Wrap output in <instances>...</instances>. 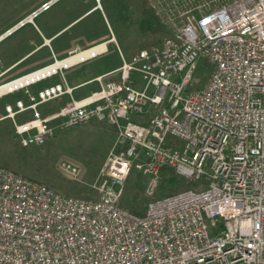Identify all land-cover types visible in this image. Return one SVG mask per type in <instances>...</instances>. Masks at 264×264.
I'll use <instances>...</instances> for the list:
<instances>
[{
	"label": "built area",
	"instance_id": "1",
	"mask_svg": "<svg viewBox=\"0 0 264 264\" xmlns=\"http://www.w3.org/2000/svg\"><path fill=\"white\" fill-rule=\"evenodd\" d=\"M149 2L171 34L129 57L120 50L122 62L109 72L117 77L97 75L91 94L51 113L40 109L72 93L64 70L108 52L113 35L64 57L53 52L51 62L0 82V97L25 94L1 116L12 119L23 145L45 142L54 120L68 127L105 120L116 133L94 197L0 164V264H264V0ZM200 57L213 64L210 78L186 92ZM133 166L147 174L149 195L163 167L194 185L132 212L120 200ZM58 167L73 178L81 171L67 158Z\"/></svg>",
	"mask_w": 264,
	"mask_h": 264
},
{
	"label": "rangeland",
	"instance_id": "2",
	"mask_svg": "<svg viewBox=\"0 0 264 264\" xmlns=\"http://www.w3.org/2000/svg\"><path fill=\"white\" fill-rule=\"evenodd\" d=\"M43 1L46 0H0V35L19 19L38 8ZM149 1L99 0L100 10L91 12L94 10L92 8L88 13L77 17L96 1L56 0L50 10L38 14L34 21L43 28L44 20L52 15L51 29L55 31L67 20L75 18L57 34L59 35L57 42L61 44L74 43L85 47L108 35L115 37L117 44L110 43L107 53L64 70L67 82L73 85L118 66L121 63L118 47L125 55H130L171 34V28L165 22L166 17L156 12ZM146 3L151 9L150 13L145 9ZM31 26L32 23H27L8 38L3 40L0 38V68L28 46L26 39L34 35ZM212 66V62L200 57L186 92L202 88L210 78ZM57 79L60 77L55 75L41 83ZM99 87V82L92 79L77 86L74 89V96L89 94ZM18 97H24L22 90L0 97V115L5 113V104L8 102L14 104ZM68 103L69 101L66 102L63 98H57L40 105V108L44 112L57 111ZM29 112L18 114L17 120L29 117ZM52 124L53 131L45 142L23 145L20 136L14 132L12 119L0 117V164L27 177L52 184L62 192L87 197L96 196L92 184L116 136L114 126L98 119L70 127L61 125L58 120H54ZM62 158L71 159L80 165L81 171L77 178H73L58 167ZM147 178V174L142 170L132 167L120 200L122 206L132 212L142 213L148 200L180 190L179 184L186 177L174 172L170 167H163L158 187L153 195L145 192Z\"/></svg>",
	"mask_w": 264,
	"mask_h": 264
},
{
	"label": "crops",
	"instance_id": "3",
	"mask_svg": "<svg viewBox=\"0 0 264 264\" xmlns=\"http://www.w3.org/2000/svg\"><path fill=\"white\" fill-rule=\"evenodd\" d=\"M95 1L96 2L91 7L85 9L84 11H82L77 17H79V16H81L83 14L88 13L92 8H94V10L91 11V12H94L96 10H100L101 9V5L100 6L98 5V0H95ZM50 8H48L47 10H44V11H48V10H50ZM44 11H42V12H44ZM35 17H34V19H35ZM52 18H53V16L50 15L48 19H45L44 20L43 28H40L38 26V24L35 23L34 20H33V22H27V23H32V26L33 27L31 26L30 29L32 30V33H34V35L32 37H29V38L26 39L28 46L25 48V50L19 52V54H18L17 57L11 59L10 61L7 62V64H5L4 66H2L0 68V82L6 81V80H9V79H12V78H14V77H16V76H18L20 74H23V73H25L27 71H30L32 69H35L37 67H40L42 65H45V64L51 62L52 59H53V56H52V53L53 52L56 54L57 57H64V56H66L68 54V52H69V50L71 48H74V47H77V48H86V47H89V46H91V45H93V44H95L97 42L103 41V40L109 38V36H111V35H108L107 37H103V38L99 39L98 41H95L92 44H88L85 47H80V45H76L74 43H70L69 45L68 44H61V42H57V38L59 36L57 34L59 32H61L64 28H66L75 18L72 19V20H67V22L65 24H63L62 27H60L59 29H57L55 31H52V29H51V21H52ZM27 23H25V24H27ZM24 25L18 27L17 29H15L14 31H12L10 34H6L5 35V32L8 29L7 28L0 35V38H2V40L5 39V38H8L12 34H14L16 31L20 30V28H22ZM110 43H112V42H110ZM120 50H121V48L118 47V51H119L120 58H121V62H122V57H121ZM122 53L124 54L123 51H122ZM132 54H130V55H125L124 54V55L126 57H129ZM120 64L118 66H116V67L111 68V69L102 71V72L96 74L95 76L90 77V78H88V79H86L84 81H81V82H78L76 84L71 85L73 87L72 93L71 94L66 93V94L62 95L61 97H59V99L63 98L64 101H66V102L69 101V103H70L72 101V98L79 99V98H82L84 96H87V95L91 94L93 91L91 93H89V94H86V95H83V96H80V97H76V96H74V89L77 86L81 85V84L88 83L92 79H95V77L97 75H100V74H105L107 78H115V77H117V74L116 73H109V72L112 71V70H114V69H116L117 67H119ZM58 80L59 79L53 80L51 82H46L45 81L43 83H41L42 82L41 81L40 84H39V82L38 83H35L31 87V89L34 90V91H36L40 87H42L44 85H48V84L53 83V82L58 81ZM66 82H67V80H66ZM99 86H100V83H99ZM21 98H25V94H24V97H21ZM47 103H44V104H47ZM41 105H43V104H41ZM51 112H54V111H51ZM51 112H44V113H51ZM2 115L3 114H1L0 117ZM29 115H31V111L29 112Z\"/></svg>",
	"mask_w": 264,
	"mask_h": 264
},
{
	"label": "trees",
	"instance_id": "4",
	"mask_svg": "<svg viewBox=\"0 0 264 264\" xmlns=\"http://www.w3.org/2000/svg\"><path fill=\"white\" fill-rule=\"evenodd\" d=\"M145 9L147 10V13L151 12V9L147 6V3H146V6H145ZM31 179H33V178H31ZM50 185H52V184H50ZM193 185H194L193 181H190L188 178H184V179H182V181L179 184V187H180L179 189H183V188H186V187H189V186H193ZM52 186L55 187L54 185H52Z\"/></svg>",
	"mask_w": 264,
	"mask_h": 264
}]
</instances>
